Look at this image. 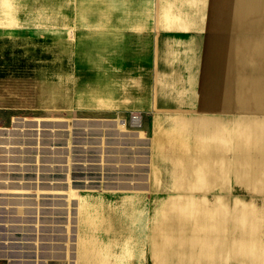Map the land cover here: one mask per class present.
Returning a JSON list of instances; mask_svg holds the SVG:
<instances>
[{"label":"crops","instance_id":"obj_1","mask_svg":"<svg viewBox=\"0 0 264 264\" xmlns=\"http://www.w3.org/2000/svg\"><path fill=\"white\" fill-rule=\"evenodd\" d=\"M198 1L186 0L188 10L176 12L189 27L198 24ZM121 2L128 10L124 28L147 29L146 16L156 8L148 75L156 93L167 96V108L190 113L168 123L178 128L172 135L181 146L174 152H194L174 165L186 172L185 189L195 195L182 201L153 194L169 190L163 183L95 188L79 180L76 197L63 198L72 190L69 173L48 168L54 177L47 219L38 218L33 197L15 208H30V220L0 216V264H264V0H208L201 25L209 33L204 39L214 42L167 35L169 28L183 29L172 22L173 9L179 11L173 0H156L154 7ZM83 15L81 3L76 9L71 0H0V125L19 116L77 121L98 111H126L117 89L103 85L98 95L93 89L87 71L93 50L86 37L70 33L86 28ZM128 44L134 49L138 43ZM15 122L22 133L31 131ZM188 134L190 148L183 146ZM233 185L240 194L231 193Z\"/></svg>","mask_w":264,"mask_h":264},{"label":"rangeland","instance_id":"obj_2","mask_svg":"<svg viewBox=\"0 0 264 264\" xmlns=\"http://www.w3.org/2000/svg\"><path fill=\"white\" fill-rule=\"evenodd\" d=\"M71 1L73 8L78 9L80 2L82 9L87 12V15L81 18L82 22L86 23L82 26L86 28L73 29L70 33L74 38L78 35L86 37V42H89L93 50L92 59L87 66L89 77L95 78L93 89L97 95L103 85L117 89L120 100L127 106L126 111H122L120 116L115 112L98 111L84 120L77 121L62 116H19L6 125H0V132L3 133L2 138L0 136V216L9 218L13 208H20L11 205L9 201L33 197L35 203H38V218L40 221L46 220L47 188L49 181L54 177L48 173V168L55 166L65 168L69 173L65 177L72 190L62 192L63 198L64 195L69 199L76 197L78 191L73 190V183L79 180L95 188L100 187L99 185L104 188L108 183H163L168 185L164 188L169 190L152 193H164L168 198L177 195L182 201L194 196V192L185 189L189 179H186V172L183 174L181 169L174 165L179 157L194 158V152L190 149L174 152L177 143L175 144V135L172 134L178 128L168 123L171 117L186 120L190 113L167 108L168 106L162 103L166 102L167 96L156 93L153 88L155 82L152 78L149 79L148 75L154 63L147 53L151 49L149 42H154L156 37V8H153V16H146L147 29L142 30L137 27H123L121 23L124 22L128 10L121 0ZM188 1L190 5L195 2ZM141 2L151 7L156 5V0ZM173 4L179 11L173 9L175 15L171 16L172 22L178 23L183 29L169 28V37H208L209 33L203 31L201 25L209 10L208 0H200L193 6L199 16L198 24L193 27L187 26L177 17L176 12H179V16L188 10L186 0H173ZM73 22L76 23L77 20ZM138 38H149L152 41L148 39L147 42H142L138 41ZM129 42H137V47L131 49ZM145 99L147 100L144 101ZM140 102L145 103L148 109L151 106L152 108L146 111V107L140 106ZM135 119L141 120L139 126L134 124ZM16 120L31 125V131L22 133L19 127L14 126ZM75 123L90 125L80 127L74 126ZM189 130L192 131L191 128ZM188 139L183 146L190 148V134ZM179 144L178 146H181ZM160 164L166 168L163 169ZM15 168L18 170L11 171ZM26 168H32L34 172H26ZM97 184L99 185L96 186ZM231 193L240 194L239 185H233ZM68 210L74 212L70 206ZM1 225L10 224L1 222ZM42 225H46V222H40V227ZM15 234L20 237L23 233ZM174 240L171 242L172 246H176Z\"/></svg>","mask_w":264,"mask_h":264},{"label":"water","instance_id":"obj_3","mask_svg":"<svg viewBox=\"0 0 264 264\" xmlns=\"http://www.w3.org/2000/svg\"><path fill=\"white\" fill-rule=\"evenodd\" d=\"M11 171H14V169H11ZM9 203L11 204V205H14V206H18V205H20V202H18V201H9ZM28 204L29 203H27V202H25V206H28ZM31 210H30V208H25V210H23V211H19V209H12L11 211H10V214L14 217V218H19V216H21L22 214L23 215H25L24 216V220L25 221H28V220H30L29 218H30V216H31Z\"/></svg>","mask_w":264,"mask_h":264},{"label":"bare ground","instance_id":"obj_4","mask_svg":"<svg viewBox=\"0 0 264 264\" xmlns=\"http://www.w3.org/2000/svg\"><path fill=\"white\" fill-rule=\"evenodd\" d=\"M184 41L185 42H214L213 40L208 41V40H206L204 38H198V37L192 38V39H186L185 38ZM217 42H219V41H217ZM134 122H135L134 124H136L137 126H139V123L141 122V120L135 119Z\"/></svg>","mask_w":264,"mask_h":264}]
</instances>
